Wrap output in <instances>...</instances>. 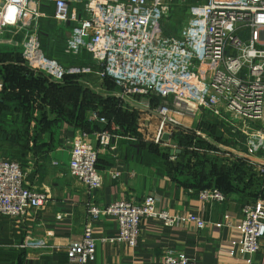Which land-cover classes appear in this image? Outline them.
I'll list each match as a JSON object with an SVG mask.
<instances>
[{"label": "built area", "instance_id": "1", "mask_svg": "<svg viewBox=\"0 0 264 264\" xmlns=\"http://www.w3.org/2000/svg\"><path fill=\"white\" fill-rule=\"evenodd\" d=\"M54 4L53 18L59 26L77 25L70 32L65 53L79 57L91 54L101 81L113 80L125 98L155 96L172 99L186 111L208 112L221 120L232 135L248 143L264 140V0H206L189 5V12L176 35H167L164 23L175 7L188 0H0V39L8 31L23 33L20 44L24 61L36 72L61 83L72 70L48 58L40 41L43 2ZM72 5H82V16ZM3 85H0L2 91ZM159 106L162 118L158 134L168 123L178 124ZM108 124L105 118L92 117ZM117 137L114 129L89 133L79 131L70 152V176L88 192L104 185V174L118 181L119 171L98 168L100 150ZM97 141L96 146L92 139ZM264 150V144L261 147ZM250 155H257L252 145ZM264 161V154L262 156ZM34 160V159H33ZM264 173V170H263ZM26 169L9 158H0V215L18 219L42 208L50 199L26 181ZM204 202L223 203L227 196L217 188L200 191ZM240 239L232 242L231 256H252L264 251V199L242 206ZM89 223L80 242L67 248L76 264L95 261L97 239L92 223L112 217L118 235L101 239L135 248L144 220L154 219L165 226L196 222L199 230L206 223L198 217H175L160 210L155 196L140 202L116 201L100 207L88 206ZM162 264H196L184 254L167 251ZM264 264V263H263Z\"/></svg>", "mask_w": 264, "mask_h": 264}, {"label": "crops", "instance_id": "2", "mask_svg": "<svg viewBox=\"0 0 264 264\" xmlns=\"http://www.w3.org/2000/svg\"><path fill=\"white\" fill-rule=\"evenodd\" d=\"M72 7H77L78 15L81 17L82 5H72ZM44 9L50 12H45ZM41 10L45 14L40 19L41 25L46 20H51L61 31L62 26L59 27L53 18L54 4L45 1L42 3ZM70 26L72 28L75 25L70 24ZM71 28L64 30V49L72 31ZM5 40L6 38L2 37L0 45L5 44ZM40 41L42 44L41 35ZM47 48L49 53H52V40L47 44ZM89 55V61L92 63V56ZM53 59L56 60V58ZM70 59L73 57L70 56ZM74 59L80 58L74 57ZM74 66L75 68H70L73 73L70 76L78 77L84 86H90L92 89L93 85L86 81L89 79L88 76L80 72L82 69L86 70L84 67L87 64L82 60ZM116 88L118 90L113 92L100 91L99 97L95 96V99L100 98V101H105L108 98L114 101V105L123 101L125 107L123 110V113H126L125 117H119V113L116 117L113 116L114 110L100 114L105 117H115L110 130L114 129L117 137L112 140L111 145L100 150L99 167L103 172L119 171L121 178L116 181L108 174H104L103 187L90 193L70 176V152L75 135L80 129L94 133L102 131L107 124L89 117V113L94 111L91 104L89 107L86 105L85 110L80 112L79 98L82 97V93L78 97V103H75L76 98L74 100L66 98L68 89L67 91L66 89L65 91L53 90L50 127L52 136H50L51 139L48 137L46 140L47 143L52 142L51 149L48 153L34 154V156L31 152L22 163L26 169L27 183L38 190L48 192L50 199L42 208L18 219L0 215V264H76L69 260L67 248L82 240L89 223L90 203L103 207L116 201L140 202L149 196L157 197L159 209L167 211L172 216H195L202 219L206 223L205 229L199 230L197 223L193 221L165 226L158 220L147 219L142 222L138 245L131 248L122 243L101 241V239L116 238L118 235L116 220L112 217H102L100 221L92 223L93 234L99 241L95 261L91 264H162L167 251L170 250L184 254L196 264H263V250L252 256H243L239 253L230 255L232 242L240 239L239 228L243 221L242 206L248 203H245L246 201L237 193L229 195L223 203L204 202L199 195L202 190L184 182V178L178 177L173 164L178 162L181 150L177 146H172L170 137L166 141L165 134L163 135L162 141L172 147L161 152L157 151L153 141L147 138L145 131L158 133L161 124L159 122L155 125L145 124L143 134L141 133L136 111L141 108L148 112V116L144 115L143 121L152 120L150 118L152 111L148 107L136 105L134 101L124 98L120 89ZM61 94L63 97L58 98L62 96ZM85 97L89 96L85 95ZM159 99L162 101L161 98ZM168 107L173 109L174 102L172 101ZM77 116H80L79 119ZM180 116V119L186 116L185 119L192 121L197 118V124L200 123L199 119H202L199 111H185L183 116ZM158 118L162 120L160 116H157ZM202 120L205 121L204 118ZM257 126L264 129L259 122ZM226 130L224 125L221 131L229 139ZM204 138L208 142L212 140L210 137ZM92 143L99 147L94 138ZM215 144L219 151L204 149L201 152L223 160L225 165L228 161L231 165L237 161H246L253 167L257 176L261 179L264 177L262 159L264 150L261 148L264 144L263 139H255L248 143L245 137L237 135L233 137V140L230 138L228 145ZM222 144L224 146H221ZM251 145L259 151L257 155L249 154L248 149ZM172 151H175L174 154L171 153ZM257 200L259 198L255 201ZM252 202L254 201H249V203Z\"/></svg>", "mask_w": 264, "mask_h": 264}, {"label": "trees", "instance_id": "3", "mask_svg": "<svg viewBox=\"0 0 264 264\" xmlns=\"http://www.w3.org/2000/svg\"><path fill=\"white\" fill-rule=\"evenodd\" d=\"M198 2L204 1L188 0L186 6L175 7L173 11H179L181 8H184V12L188 13L189 5ZM45 10L46 9H44V11ZM45 12L50 11L46 10ZM185 16L180 20L179 25ZM45 22L41 25L40 29L43 51L48 58H56L59 63L64 65L67 61H69L70 56L65 53V49L63 47L65 38L62 28L61 31L60 28H58V30L57 25L51 20H46ZM164 31L170 36L177 34V32L170 34L165 29V25ZM51 40L52 53H49L50 51L48 49L49 47L47 48V44L51 43ZM10 54L11 53L8 52H0V70L3 71L4 78V88L0 93V145L1 147L6 146L8 148L11 155H8V158L15 161L18 160L20 163H23L29 153L32 152L36 155L37 151H41L42 145H48L45 138H50V135L47 132L52 124V91H56V89H62L61 91H65L66 89L67 91L68 89L69 92H66L68 95L66 98H72L73 100L76 98L74 102L78 103V97L81 92L79 83L81 85L83 83L78 77L74 76H67L61 83L54 82L44 74L31 69L25 63L22 55L15 56ZM105 82L109 84L108 86L110 88L114 87L115 90H118L113 80L106 78ZM95 90H91L93 98H95V96L99 97L98 93L100 92ZM62 97L63 95L58 98ZM152 98L155 100L159 99L155 96ZM105 101H110V99L107 98ZM119 104L120 105L119 108H117L116 113L113 108V116L115 117L118 114V110L120 108L122 109L121 105H124L123 101L119 102ZM79 117L77 118L79 119ZM111 117H106L109 123L105 125V129L102 131L110 130L112 123L115 121V117ZM216 120L213 119L211 122L209 121L212 125L211 132L213 136L211 137L212 140L210 142L202 136L195 137L192 140L183 139L180 142L186 145H196L197 148L205 150L218 149L215 143L222 142L226 145L230 144V138L233 140L235 135H232L231 131L227 129L226 134L229 138L227 139L225 133L220 130V124ZM11 127L18 128L20 130L12 132ZM86 131L94 133L93 131ZM50 149L51 148L47 149V151ZM190 154L206 157V159L214 162L209 171L211 184L207 185V189L217 188L227 197L237 193L246 201L245 203H249V201L255 202L259 196L264 195L263 178L261 179L257 176L258 174L252 170V167L249 166L246 161H237L235 164L227 166L222 163L223 160L210 156L208 153L199 154V152L195 150L193 152L190 151ZM184 155L185 152H182L181 150V153L178 155V162L173 164L176 167L175 169L178 177L184 178V182L190 183L200 190L204 188L206 189V187H203V184L200 183V179H197L198 175L203 176L204 170H200V168L195 167L190 169V167H187L183 162ZM216 163L221 164L223 170L220 171V169L216 168ZM98 168L100 169L99 159ZM180 171L183 173L180 174ZM190 177L194 179H190Z\"/></svg>", "mask_w": 264, "mask_h": 264}, {"label": "rangeland", "instance_id": "4", "mask_svg": "<svg viewBox=\"0 0 264 264\" xmlns=\"http://www.w3.org/2000/svg\"><path fill=\"white\" fill-rule=\"evenodd\" d=\"M185 9L184 8H181L179 11L175 10V11H172L170 17L168 19H166L164 25H165V29L170 33V34H174L175 32H177V30L179 29V22L180 20L186 15L187 12H184ZM70 24H74L75 26L77 25L75 22H70L66 25H62V31H63V34H64V30H69L71 28ZM73 26L71 28L74 29ZM65 27V28H64ZM70 30V31H71ZM11 31V30H10ZM8 31L7 33H5L2 37H5L6 40H5V44L1 43L0 45V52H8V53H11L10 55H22L21 53V47H20V44L24 38V35L23 33H13V34H10L11 32ZM10 36V37H8ZM67 36V35H66ZM2 42V41H0ZM90 55L84 51L82 53L81 56H77L78 58L80 59H69V61H67L63 66L70 69L71 67H74V64H78L80 62H82V60L87 64L86 67H84V69H86L85 71H83V69L80 71L81 73H85L83 75H87L88 76V80H86L87 82L91 83L90 85H94V90L96 89L97 91H101L103 93L106 92H113L115 90L114 87H109L108 83L105 82V79L103 81H101V74H102V69H99V67H97L95 65V63L93 62L92 60V63L89 61ZM58 61V59H56ZM26 63V62H25ZM27 64V63H26ZM28 65V64H27ZM74 76V75H73ZM4 78H3V71L0 70V85H3L4 86ZM99 82V83H98ZM79 86L81 88V92L83 95L82 97L79 98L80 103H81V107L79 106V110L80 112L82 113L84 110H85V106L87 105L89 107V105L91 104V107L94 108V111L90 112L89 113V117H94V115H96V117H98L99 119L101 118H105L107 120V118L105 116H101L100 114H105V113H108V112H111L113 111L114 109H116L117 111V108H119V102H117V104L114 105V101H100L101 99L98 98V99H95L92 97V93H91V87H87V86H84L83 84L81 85L79 83ZM3 91V89H2ZM0 91V93L2 92ZM85 95L89 96V97H85ZM122 95V93H121ZM84 96V97H83ZM126 99L128 100H131V101H134V103L136 105H140L142 107H148L151 111H152V116L149 114V116H151L150 118L152 120H147V121H143V117L144 115H147L148 116V112H145V110H140L136 111V115H137V123L139 125H141L140 127V131L141 133L143 134V131H144V125L147 124H154L155 123H162V120H159V118L157 119V108L160 106H169L172 104V101L170 99L168 100H155L154 98L151 97H148V96H137V97H134V98H127L125 97ZM37 106V105H36ZM121 107H123L122 109L120 108L118 110V113H119V117L123 116L125 117L126 116V113H123V110H124V105H121ZM114 108V109H113ZM176 110H175V109ZM174 108L172 109L170 107V111L169 113L167 114V116L173 120H175L176 122H178V124H171V123H168L165 125V128H164V131L162 134H158V133H155V131L153 132H147L145 131V134L147 135V138L149 140H152L153 143L156 145V149L157 151H164V150H168V149H171L172 146H177L180 150H182V152H185V155L183 156L184 160L183 162L186 164L187 167H190V169H192L193 167L195 168H200L204 170V173H203V176L202 175H198L197 176V179L199 178L200 180V183L203 184V187H206L207 189V185L211 184V181L209 179V171L211 169V167L213 166L214 162H212L211 160L209 159H206V157H202V156H198V155H194V154H190V151L193 152V151H198L199 154H203L201 151L204 150V149H201V148H197L196 145H186V144H182L180 141L181 140H185V139H188V140H192L194 139L195 137H198V136H202V137H213L212 136V125L210 124V122L213 120V118L217 119L218 120V123L220 124L219 127H220V130H223L224 129V125L222 124L221 120H219L218 118L214 117L213 115H211L210 113L208 112H203L201 111L200 112V115L202 116V119L204 118L205 120L207 121H203L202 119H199V122L200 123H196V121H198L197 118H194L193 121L191 119H185V117L183 119H180V115L183 116V113L186 111L183 107H180L176 104H174ZM174 110V111H172ZM128 111V110H127ZM101 112H105V113H101ZM188 112V111H186ZM180 114V115H179ZM79 117V116H77ZM153 117V118H152ZM197 117V116H196ZM188 118V117H187ZM93 119V118H92ZM98 121V120H96ZM108 121V120H107ZM188 121H191L190 123ZM210 121V122H209ZM16 123V122H15ZM109 123V121H108ZM196 123V124H195ZM190 124H192L190 126ZM52 125V124H51ZM155 127V126H154ZM210 127V129H209ZM11 131H19L20 129L18 128H12L11 127ZM229 130V129H228ZM52 131L51 128L48 129V132L47 133H50ZM79 131H86L85 129H80ZM159 132V131H158ZM168 135L170 137V142L172 144L171 145H168L166 144L165 142L162 141V137L163 135ZM50 136H52V133H50ZM130 138V137H129ZM46 140L48 139V137L45 138ZM51 139V138H49ZM131 139V138H130ZM212 139V138H211ZM222 143V142H220ZM218 144V143H217ZM45 146V147H44ZM52 146V142L50 141L48 143V145H42L41 146V151H37V154H45V153H48L47 149L51 148ZM221 146H224L223 144ZM169 147V148H168ZM216 151H219L218 149H215ZM209 151V150H208ZM8 155H10V152L8 151V148L5 146V147H1L0 145V158H6ZM32 155L34 156V154L32 153ZM11 156V155H10ZM8 158V157H7ZM28 158V155L27 157ZM35 158V157H34ZM11 159V158H9ZM17 162H19L17 160ZM229 162V161H228ZM227 162V166H231V163H228ZM20 163V162H19ZM224 165H225V162L223 161L222 162ZM236 162H234L233 164H235ZM22 165V167L24 168L23 164L20 163ZM216 168L223 170L222 169V165L219 164V163H216ZM25 169V168H24ZM252 170L253 167H252ZM183 172L180 171V174H182ZM264 178V177H263ZM190 179H194L192 177H190ZM196 180V179H195ZM264 182V181H263ZM29 184V183H28ZM30 185V184H29ZM205 189V188H204ZM204 189H201V190H204ZM263 195V194H262ZM264 199V195L263 196H259V199Z\"/></svg>", "mask_w": 264, "mask_h": 264}, {"label": "water", "instance_id": "5", "mask_svg": "<svg viewBox=\"0 0 264 264\" xmlns=\"http://www.w3.org/2000/svg\"><path fill=\"white\" fill-rule=\"evenodd\" d=\"M164 140H166V141L169 140V136H168L167 134L164 136ZM174 152H175V151H172L171 153L174 154ZM177 152H179V151H177Z\"/></svg>", "mask_w": 264, "mask_h": 264}]
</instances>
